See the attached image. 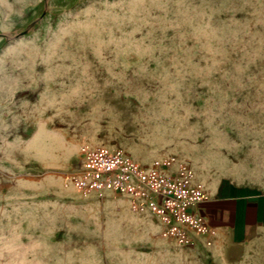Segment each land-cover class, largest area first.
I'll return each mask as SVG.
<instances>
[{
	"label": "rangeland",
	"instance_id": "374dc122",
	"mask_svg": "<svg viewBox=\"0 0 264 264\" xmlns=\"http://www.w3.org/2000/svg\"><path fill=\"white\" fill-rule=\"evenodd\" d=\"M262 134L264 0H0V264H188L121 195L64 185L80 147L202 180Z\"/></svg>",
	"mask_w": 264,
	"mask_h": 264
},
{
	"label": "built area",
	"instance_id": "2783aa9c",
	"mask_svg": "<svg viewBox=\"0 0 264 264\" xmlns=\"http://www.w3.org/2000/svg\"><path fill=\"white\" fill-rule=\"evenodd\" d=\"M80 158L65 186L85 196L121 195L130 210L155 216L161 236L179 245L190 244L193 233L214 232L198 211L208 194L188 159L171 153L142 163L122 147L103 144L82 145Z\"/></svg>",
	"mask_w": 264,
	"mask_h": 264
},
{
	"label": "crops",
	"instance_id": "0c3cea01",
	"mask_svg": "<svg viewBox=\"0 0 264 264\" xmlns=\"http://www.w3.org/2000/svg\"><path fill=\"white\" fill-rule=\"evenodd\" d=\"M249 145L250 153H228L222 162L208 167L212 175L203 174L208 197L198 211L214 232L193 233L188 245L173 241L188 264H264V134L245 146ZM122 206L129 210L127 202ZM140 214L152 216L160 234L155 216Z\"/></svg>",
	"mask_w": 264,
	"mask_h": 264
}]
</instances>
